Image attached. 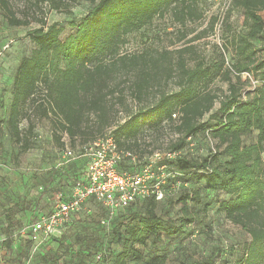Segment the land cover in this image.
I'll return each mask as SVG.
<instances>
[{"label": "trees", "instance_id": "obj_1", "mask_svg": "<svg viewBox=\"0 0 264 264\" xmlns=\"http://www.w3.org/2000/svg\"><path fill=\"white\" fill-rule=\"evenodd\" d=\"M89 1L92 7L76 25V31L64 40L61 39L64 28L58 22L47 24L37 19L41 26L28 31L27 36L35 44V49L31 56L21 61L15 73L7 120L12 139L24 151L32 148L35 131L29 114V110H32L38 118L52 119L57 139L62 140L67 136L68 141H63L64 147L77 154L95 140L112 136L121 149L136 157V161L131 156L123 157L118 164L120 172H135L152 163L154 170L157 168L156 172L161 174L159 168L165 166L169 175L162 188L164 196L160 200L156 195L138 198L114 214L94 199L83 205L95 202L101 206L107 213L103 224L107 223L109 214L113 215L112 218L127 219L119 236L122 250L113 264H130V260L165 264L166 256L146 259L140 247L150 240H161L163 234L181 236L189 225L200 223L199 213L192 211L188 203L199 199L197 192H184L181 195L179 202L183 214L176 220H165L157 212L158 203L166 195V188L176 179L187 175L194 182L203 183L206 190L224 192L229 196L219 201V211L251 237L238 264H264V55L257 56L258 51L264 53V20L261 15L264 0H232L230 7L244 12L248 27L246 33L234 37L240 60L233 67L238 76L244 72L256 73L263 84L253 96L250 93L249 97L243 98L239 83L231 81L229 92L220 99L217 110L214 107L218 96L208 88L210 68L200 61L189 67L183 57V53L192 48L177 50L180 59L176 67L171 64V52L167 50L160 53L120 52L129 34L152 24L157 16L171 12L180 24L200 19L199 0ZM42 2L55 10L67 8L64 0H36V4ZM0 6L10 25L28 26L31 23L29 18L15 16L9 0H0ZM256 40L263 43L258 49L254 44ZM224 65L225 58H222L219 69ZM173 78L177 79L178 88L165 91L162 83ZM123 79H126L124 84L128 85L133 99L139 103L150 94H156L155 98L131 112L123 123L115 125L110 132L104 133L114 124L111 120L112 105H115L111 104L112 100L125 105V94L120 89ZM227 79H231L229 74ZM206 114L210 115L208 120H204ZM24 118L28 121L26 129L20 126ZM165 120H178L179 138L173 150L165 151L159 157H156L158 152L154 153L152 160L143 162L142 156L139 157L134 150L143 125L149 123L158 126ZM254 130L258 131L256 141L246 144L244 137ZM203 131H210L223 147L222 151L200 159L182 156L181 151L187 140ZM129 141L133 145H129ZM77 143L80 144L78 148ZM168 153L175 155L168 157ZM218 155H225L228 159L221 162ZM58 169L55 184L42 188L48 194V205L52 209L50 212L39 210L32 213L27 225L53 211L55 192L70 195L74 182L84 174L85 159H76ZM134 207L141 210L132 211ZM81 210L72 214L58 232L60 235ZM56 236L57 233L46 241L50 242ZM22 237L32 243L37 242L30 233ZM3 243L7 249L11 248L13 239L8 237ZM100 256L99 253L98 258ZM216 259L212 255L201 264H216Z\"/></svg>", "mask_w": 264, "mask_h": 264}, {"label": "rangeland", "instance_id": "obj_2", "mask_svg": "<svg viewBox=\"0 0 264 264\" xmlns=\"http://www.w3.org/2000/svg\"><path fill=\"white\" fill-rule=\"evenodd\" d=\"M9 1L15 16L20 19L29 18L31 23L28 26L10 25L0 6V264H113L122 250L119 236L127 219L112 218L113 215L109 214L107 223L103 224L102 220L107 213L95 202L84 206L68 229L62 235L57 233L50 242L43 239L32 243L22 237L32 213L52 209L48 205V194L42 188L50 187L58 180V165L66 151L63 141H68V137L57 139L52 119L38 118L29 110L35 131L32 148L24 151L12 139L7 123L16 70L21 61L31 56L35 49V44L27 36L28 31L41 26L37 19L44 20L47 24L58 22L64 28L61 34V39L64 40L76 31V25L92 7V3L89 0H64L67 8L55 10L48 3L36 4V0ZM231 1L199 0L198 7L202 17L188 20L185 24L178 23L171 12L157 16L152 24L129 34L121 45L120 52L160 53L167 50L171 52V64L176 67L180 59L177 50L192 48L183 53V57L189 67L200 61L210 68L208 88L218 96L214 110L219 108L220 99L229 92L231 81L239 83L243 98L249 97L250 93L253 96L255 90L263 84L259 75L244 72L238 76L233 67L240 60L234 37L239 33H246L248 27L244 12L231 9ZM261 15L264 20V11ZM254 44L258 49L263 43L256 40ZM263 55L258 51L257 56ZM222 58H225V65L220 70ZM227 74L230 80L227 79ZM125 80L123 79L120 87L125 94V105H120L116 99L112 100L111 104H115L111 111L114 124L106 128L104 133L110 132L115 125L123 123L131 112L146 106L155 98L156 94H150L139 103L133 99L131 90L124 84ZM162 88L165 91L177 89V79L163 82ZM209 116L206 114L204 120H208ZM177 125L178 120H165L158 126L149 123L143 125L137 146H134L143 162L152 160L154 153L162 154L173 150V145L179 138ZM20 126L22 129L27 128L26 118L21 121ZM257 135L258 131L254 130L244 137V142L249 144L256 141ZM78 138L81 140V137ZM128 144L133 145V142L129 141ZM79 146L77 143L76 148ZM222 149L210 131H203L187 140L181 154L200 159L219 154ZM218 159L225 162L228 157L218 155ZM78 163L81 164L79 161ZM80 167L82 168L81 165ZM156 170L158 169L155 168ZM184 192L199 193L197 201L188 203L192 211L199 213L200 223L189 225L181 236L170 237L163 234L161 240H150L147 245L140 247L145 258L164 255L165 264H201L215 255L216 264H238L251 237L219 211V201L229 197L226 193L208 191L203 183L194 182L187 175L176 179L166 188L164 199L158 203V214L165 220H176L181 216L183 213L179 200ZM137 210L141 209L134 207L132 211ZM8 237L13 239V244L7 249L3 242ZM99 253L101 258H98ZM129 263L145 264L134 260Z\"/></svg>", "mask_w": 264, "mask_h": 264}, {"label": "built area", "instance_id": "obj_3", "mask_svg": "<svg viewBox=\"0 0 264 264\" xmlns=\"http://www.w3.org/2000/svg\"><path fill=\"white\" fill-rule=\"evenodd\" d=\"M174 155L167 154L168 157ZM125 156H131L136 161V157L121 149L112 136L95 140L78 154L67 148L58 167L62 168L76 159H85L84 174L74 182L69 196L62 191L53 194V211L29 224L23 230L24 235L30 233L36 240L50 238L91 199L103 205L111 214L138 198L156 195L157 199H162V188L169 175L165 166L159 168L161 174L154 170L152 163L135 172H120L118 164ZM159 156L160 153H157L156 157Z\"/></svg>", "mask_w": 264, "mask_h": 264}]
</instances>
